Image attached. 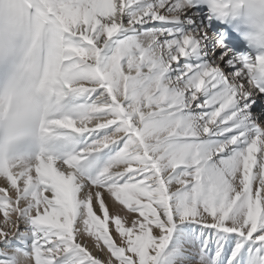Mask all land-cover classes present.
Here are the masks:
<instances>
[{
    "label": "snow or ice",
    "instance_id": "snow-or-ice-1",
    "mask_svg": "<svg viewBox=\"0 0 264 264\" xmlns=\"http://www.w3.org/2000/svg\"><path fill=\"white\" fill-rule=\"evenodd\" d=\"M262 49L264 0H0V264H264Z\"/></svg>",
    "mask_w": 264,
    "mask_h": 264
},
{
    "label": "bare ground",
    "instance_id": "bare-ground-1",
    "mask_svg": "<svg viewBox=\"0 0 264 264\" xmlns=\"http://www.w3.org/2000/svg\"><path fill=\"white\" fill-rule=\"evenodd\" d=\"M3 221H4V217L2 214H0V227H4ZM21 228H23V225H21ZM113 231H114V229H113ZM90 250H92L93 254L97 255L98 258H101L102 260L105 258L103 253L99 252V250H95L94 244H92ZM104 251L106 252V249Z\"/></svg>",
    "mask_w": 264,
    "mask_h": 264
},
{
    "label": "clouds",
    "instance_id": "clouds-1",
    "mask_svg": "<svg viewBox=\"0 0 264 264\" xmlns=\"http://www.w3.org/2000/svg\"><path fill=\"white\" fill-rule=\"evenodd\" d=\"M241 26L246 30L249 31L251 30L250 25L246 22V21H241ZM262 51H264V49H262Z\"/></svg>",
    "mask_w": 264,
    "mask_h": 264
},
{
    "label": "rangeland",
    "instance_id": "rangeland-1",
    "mask_svg": "<svg viewBox=\"0 0 264 264\" xmlns=\"http://www.w3.org/2000/svg\"><path fill=\"white\" fill-rule=\"evenodd\" d=\"M90 239V238H89Z\"/></svg>",
    "mask_w": 264,
    "mask_h": 264
}]
</instances>
